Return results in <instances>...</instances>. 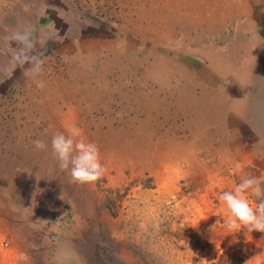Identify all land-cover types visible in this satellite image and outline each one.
Segmentation results:
<instances>
[{"label": "rangeland", "instance_id": "374dc122", "mask_svg": "<svg viewBox=\"0 0 264 264\" xmlns=\"http://www.w3.org/2000/svg\"><path fill=\"white\" fill-rule=\"evenodd\" d=\"M25 28L46 39L42 90L3 71ZM160 85L178 101L146 123L125 91ZM72 128L95 183L52 154ZM244 176L264 181V0H0V264H264V233L229 231L218 199Z\"/></svg>", "mask_w": 264, "mask_h": 264}, {"label": "clouds", "instance_id": "9594fccd", "mask_svg": "<svg viewBox=\"0 0 264 264\" xmlns=\"http://www.w3.org/2000/svg\"><path fill=\"white\" fill-rule=\"evenodd\" d=\"M15 42L17 47L11 48L9 67L3 71L6 78H10L14 70L19 67L23 70L25 78H31L37 89H44L46 84L39 79L44 72L45 61L36 54L37 45L44 46L46 39L38 36L30 28L13 30L7 36V43ZM28 67H25V65ZM79 132L72 128L69 134L63 132L54 133L51 139L52 154L58 161L62 171H66L70 177V183L92 184L102 179L105 167L101 163L99 148L94 142L74 139ZM36 150H45L47 144L42 140L33 141ZM234 174L241 172V166L236 164ZM264 181L254 177L244 176L241 182L236 184L231 191H223L218 199L225 205L227 218L225 227L229 231L246 229L249 232L258 231L264 233ZM248 193L258 198L259 202L253 207L249 203Z\"/></svg>", "mask_w": 264, "mask_h": 264}, {"label": "crops", "instance_id": "0c3cea01", "mask_svg": "<svg viewBox=\"0 0 264 264\" xmlns=\"http://www.w3.org/2000/svg\"><path fill=\"white\" fill-rule=\"evenodd\" d=\"M91 44V42L89 43ZM92 46L94 44H91ZM105 68V66L103 64H101V69ZM91 73V72H89ZM94 75V72L92 73ZM131 74H137V72H133ZM96 75L98 76H102V73H96ZM99 77V78H100ZM141 79H143V76L141 77ZM141 81V80H140ZM142 82V81H141ZM137 83H139V77L137 78ZM144 83H139V86L143 85ZM164 86L167 85H160L155 89H151L148 91L143 90L142 88L139 90L136 89H127L125 91V96L128 98H132L135 99L136 103L140 104L142 106V108L144 109V113L146 114V118L144 119V122L148 123L151 121V119L149 118L150 115V111L152 110L153 107H160L159 105L161 103H164L167 105L169 99H175L176 103L179 98V94L180 92L177 91L179 85H177V90L176 93L174 95L171 94V92H173L172 90H167V87L165 88ZM196 84H194L191 88L185 90V92H188L187 98L190 100H194L195 99V93H194V89H195ZM108 89L106 87L100 88V89H90V90H85V95L88 94V96L86 98H93L96 97L97 95L103 94L102 92H104L105 94L107 93ZM166 94L163 95L161 97V93Z\"/></svg>", "mask_w": 264, "mask_h": 264}]
</instances>
